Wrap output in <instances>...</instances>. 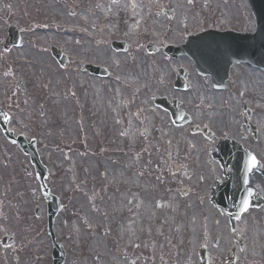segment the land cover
<instances>
[{"label":"flooded vegetation","instance_id":"flooded-vegetation-1","mask_svg":"<svg viewBox=\"0 0 264 264\" xmlns=\"http://www.w3.org/2000/svg\"><path fill=\"white\" fill-rule=\"evenodd\" d=\"M111 2L120 6L113 7ZM133 3L135 9L129 10L133 7L128 8L127 0H108L105 10L124 14V19L104 14V23L101 20L104 25L114 22L119 27L116 36H121L111 39L112 51L128 54L129 39H134L144 48H139L138 53L144 52L147 57L159 55L171 65L167 66L166 92L158 88L149 93L150 83L146 81L145 87L144 80L133 74L122 75V81L115 80L134 93L121 102L120 113L111 106L108 108L109 116L119 126V137L126 141L125 158L122 164L116 161L115 165L123 172L117 177L123 190L117 193L127 195L128 200L124 202L125 211L116 216L115 227L132 228L133 233L121 238L113 233L111 249L119 253L124 264H264V86L256 85L252 78L247 89L249 85L246 86L243 75L264 71L243 63L234 64L226 70L225 82L214 84L212 77L199 75L191 59V49L198 47H191V41L187 43L191 35L209 30L247 32L245 29L250 28L244 26V0H133ZM98 8L95 14L99 19ZM11 26L15 43L21 47L7 46L13 41L9 39ZM95 28L92 27L93 35ZM30 33L29 27L7 25L0 32L3 45L0 57L29 45ZM93 39L92 36L90 40ZM121 42L129 43L126 50ZM216 47L210 44L208 51L212 54ZM49 55L53 57L51 48ZM25 63L27 60L23 59L21 64ZM152 67L154 74L160 73L158 64L153 63ZM84 69L101 78L89 71L88 64ZM24 84L26 80H18L12 90L0 88V134L4 138L2 121L6 119L14 136L27 140L24 132L17 134L16 128L11 127L19 121L18 115L24 120L35 115L29 108L35 92L33 96L23 92ZM197 84L200 96L195 98L197 102L192 103L193 111L189 112L182 96L193 87L196 90ZM16 89L22 90L19 97L24 106L20 109L14 104ZM142 99L146 101L141 102ZM38 110L46 113L44 107L38 106ZM79 110L82 116L75 136L83 139L90 136L99 145L90 143L85 149L89 151L95 146L94 155L99 149L103 152L110 149L109 131L114 127L105 129L99 125V108L93 111L84 106ZM182 110L188 116L184 122L180 117ZM89 121L91 124L85 126ZM20 125L26 126L24 121ZM63 132L64 129L62 137H65ZM27 141L36 146V138ZM64 145L84 149L72 139H64ZM41 151L42 148L40 155ZM253 156L258 165L250 168ZM69 159L67 155L66 160ZM113 186L107 183L108 188ZM24 190L15 187L13 200L17 196L26 205ZM5 194L3 187L0 204H4L1 196ZM245 200L249 202L247 207L243 204ZM25 217L27 223L23 224L28 228L31 217ZM6 236L0 241L2 249L13 253L14 241L9 240V246H4ZM13 259L18 261L17 256Z\"/></svg>","mask_w":264,"mask_h":264},{"label":"rangeland","instance_id":"rangeland-1","mask_svg":"<svg viewBox=\"0 0 264 264\" xmlns=\"http://www.w3.org/2000/svg\"><path fill=\"white\" fill-rule=\"evenodd\" d=\"M107 5L108 0H0V32L11 23L29 27L31 32L27 35L29 45L0 57V88L12 90L19 78L24 77L23 92H28L29 96L35 92V97H30L33 105L29 106L35 115L26 120L18 115L19 121L16 120L15 126L11 127L16 128L17 134L24 132L29 141L36 138L39 158L48 171L46 187L63 205L56 218L55 234L56 242L63 245L65 264H124L119 253L111 249V243L113 233L118 238L133 233L132 228L115 227L116 216L122 215L126 209L124 202L128 200L127 195L117 193L123 186L117 177L123 172L115 165L116 161L122 164L125 158L126 141L119 137V126L114 123L112 115L109 116L108 108L111 106L120 113L121 102L134 95L115 82L116 79L122 81L124 74H133L144 80L145 87L148 81L149 93L158 88L167 91V66L171 65L167 60L159 55L147 57L144 52L138 53L139 48H144L134 39H129L128 54L112 51L110 42L121 36H116L119 27L114 22L104 25L101 20L104 23V14L116 18L119 15L121 19L124 14L108 12L105 10ZM111 5L120 6L118 2H111ZM130 5L131 0H127L128 8ZM96 7L101 10L99 19L96 18ZM92 27H96V35H93L95 30ZM81 28L87 29L88 35H83ZM92 36L94 39L90 40ZM2 47L0 45V54ZM51 47L65 50L62 52L70 57L67 67L61 68L49 55ZM23 59L27 64H21ZM153 63L158 64L159 74H154ZM87 64L106 66L110 76H91L84 69ZM243 75L246 86L252 78L257 81L256 85L264 86V74ZM199 87L197 84L196 90L182 96L189 112L193 111L192 103L197 102L195 98L200 96ZM246 88L249 89L250 85ZM19 90L16 89L14 99L18 109L24 106ZM39 104L46 113H39ZM84 106L93 111L98 107L99 125L105 129L114 127L109 131L110 149L105 152L99 149L94 155L95 146L89 151L85 147L90 143L99 146L97 142L90 136L87 139L75 136V132L79 133L78 119L82 116L79 107L82 110ZM25 109L28 111L27 107ZM22 121L26 126L20 125ZM90 124L91 121L85 122V126ZM62 129L65 137H62ZM64 139L77 141L84 149L69 148L64 145ZM40 148H43L41 155ZM67 155L70 156L68 161ZM108 182L114 186L108 188ZM3 187L6 194L1 196L4 204H0V241L4 235L13 236L15 251H5L0 244V264H52L47 202L34 167L27 155L0 134V190ZM15 187L25 189L23 201L26 205L17 196L13 200ZM36 210L40 212L39 218L35 216ZM27 215L31 217L28 228L23 224L27 223ZM14 256L18 257L17 262H14Z\"/></svg>","mask_w":264,"mask_h":264},{"label":"water","instance_id":"water-1","mask_svg":"<svg viewBox=\"0 0 264 264\" xmlns=\"http://www.w3.org/2000/svg\"><path fill=\"white\" fill-rule=\"evenodd\" d=\"M249 2L252 7L253 14L257 20L258 32L256 36H248L243 38L239 37L238 39L242 40L243 42L246 39H250L249 43L251 46L255 48V51L251 54L243 52V55L233 51L232 58L234 61L244 60L249 63H253L255 65H262L264 67V0H249ZM253 38H255V40H253ZM242 41H240L239 43L242 44ZM225 43L229 44L230 42L225 40ZM53 52L54 55L57 57V59L60 62H62V58L60 54L57 53L55 50ZM4 129H6L5 126ZM8 136L9 138H12L11 135L8 134ZM19 145L27 154L31 155L32 160L36 164V167L41 175V180H43L45 177V170L41 167L37 155L34 152L29 151L28 148H26L25 146L26 144L23 143V141L20 140ZM45 194L49 201V210H48L49 233L51 234L55 244L54 220L57 216L60 207L57 199L51 197L48 191H45ZM53 256H54V264H64V258H65L64 252L62 248L56 244H55Z\"/></svg>","mask_w":264,"mask_h":264},{"label":"snow or ice","instance_id":"snow-or-ice-1","mask_svg":"<svg viewBox=\"0 0 264 264\" xmlns=\"http://www.w3.org/2000/svg\"><path fill=\"white\" fill-rule=\"evenodd\" d=\"M257 165H258V161H257L256 157L255 156L251 157L250 160H249V167L250 168H255ZM248 195H251V192H249ZM248 203L249 202L247 200H245L243 202L245 207L248 206Z\"/></svg>","mask_w":264,"mask_h":264}]
</instances>
